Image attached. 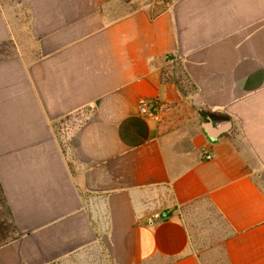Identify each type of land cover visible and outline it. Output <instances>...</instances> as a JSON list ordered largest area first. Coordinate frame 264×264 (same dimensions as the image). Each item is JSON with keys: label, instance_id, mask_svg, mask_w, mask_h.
I'll use <instances>...</instances> for the list:
<instances>
[{"label": "crops", "instance_id": "1", "mask_svg": "<svg viewBox=\"0 0 264 264\" xmlns=\"http://www.w3.org/2000/svg\"><path fill=\"white\" fill-rule=\"evenodd\" d=\"M17 7L0 0V264H264V0Z\"/></svg>", "mask_w": 264, "mask_h": 264}, {"label": "rangeland", "instance_id": "2", "mask_svg": "<svg viewBox=\"0 0 264 264\" xmlns=\"http://www.w3.org/2000/svg\"><path fill=\"white\" fill-rule=\"evenodd\" d=\"M5 9H7L9 12H11L12 14L16 13V12H19V10L17 9V0H1ZM157 1H163V0H157ZM20 15V14H19ZM21 18V16H20ZM11 48H6V49H1L0 51V56H6L8 53H11ZM67 125L66 124H63L61 127L63 128L62 129V137H63V141L65 142V144L67 145H64V151L65 153L72 158V146H70L68 144V138H70V132L65 130V127ZM1 206V205H0ZM0 213L3 217H5L9 222H10V217L6 211V209L4 207H0ZM9 230H12L11 227H9ZM10 232V231H9ZM10 235H12L10 233ZM1 239V238H0ZM2 240V239H1ZM0 240V241H1Z\"/></svg>", "mask_w": 264, "mask_h": 264}, {"label": "trees", "instance_id": "3", "mask_svg": "<svg viewBox=\"0 0 264 264\" xmlns=\"http://www.w3.org/2000/svg\"><path fill=\"white\" fill-rule=\"evenodd\" d=\"M0 51H1V48H0ZM0 207H4L10 217V211L8 209V206L6 204V199H5V195L3 193V189L1 187V184H0ZM11 218V217H10ZM9 227H11L12 230H9ZM10 231V232H9ZM10 233L12 235H10ZM15 235V229L13 227V224L12 222L8 221L5 217H3L0 213V239L1 243L3 242H6L8 240H10L12 237H14Z\"/></svg>", "mask_w": 264, "mask_h": 264}, {"label": "built area", "instance_id": "4", "mask_svg": "<svg viewBox=\"0 0 264 264\" xmlns=\"http://www.w3.org/2000/svg\"><path fill=\"white\" fill-rule=\"evenodd\" d=\"M157 107V102L155 101H142L141 102V106H140V110L142 114L145 115H149V114H153L154 109ZM207 158L210 157V155L206 156ZM169 217V213L165 210L163 211H155L151 214L150 217V221L154 222V221H158V220H163Z\"/></svg>", "mask_w": 264, "mask_h": 264}]
</instances>
